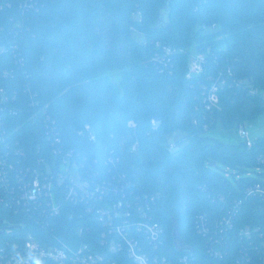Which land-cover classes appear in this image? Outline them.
Returning <instances> with one entry per match:
<instances>
[{
	"label": "trees",
	"instance_id": "1",
	"mask_svg": "<svg viewBox=\"0 0 264 264\" xmlns=\"http://www.w3.org/2000/svg\"><path fill=\"white\" fill-rule=\"evenodd\" d=\"M192 43L205 56L199 75H188ZM0 89L9 150L21 139L24 164L58 144L90 176L159 193L149 208L163 228L158 254L264 264V135L248 146L208 134L264 115V0H0ZM85 204L66 201L54 216L0 204V220L23 223L0 233V264L30 232L42 243L98 236L105 226Z\"/></svg>",
	"mask_w": 264,
	"mask_h": 264
},
{
	"label": "built area",
	"instance_id": "2",
	"mask_svg": "<svg viewBox=\"0 0 264 264\" xmlns=\"http://www.w3.org/2000/svg\"><path fill=\"white\" fill-rule=\"evenodd\" d=\"M188 62V75H199L204 71L203 54H192ZM216 89L217 82H214L209 95L204 98L208 108L216 104ZM0 91L4 93L3 89ZM3 127L0 116V204L10 206L15 213L36 208L42 216L46 210L48 215L54 216L60 214L66 201L75 205L88 203L84 205L85 211L94 212L105 226L98 236L91 233L89 242L76 241V235H70L68 242L56 239L42 243L30 232L23 236L22 244H13L12 257L6 264H32L36 257L55 264H120V255H125L134 264H195L188 250L181 249L175 260L155 251L162 243L163 228L151 218L149 208L158 198V192L141 194L128 189L122 175L115 174L111 181L101 178L97 172L90 176L91 171L82 170L84 164L75 151L58 144L48 151V157H37V164H24L21 158L28 154L22 140L16 141L10 151ZM239 133L246 136L245 143L250 146L254 138H247V130L242 124ZM93 135L89 133L91 139ZM49 138L60 140L55 133ZM174 147L175 142H170L169 148ZM107 160L112 165L118 161L113 156ZM72 167L79 172L77 179L70 173ZM260 193L264 198V190ZM77 231L79 234L82 229Z\"/></svg>",
	"mask_w": 264,
	"mask_h": 264
},
{
	"label": "rangeland",
	"instance_id": "3",
	"mask_svg": "<svg viewBox=\"0 0 264 264\" xmlns=\"http://www.w3.org/2000/svg\"><path fill=\"white\" fill-rule=\"evenodd\" d=\"M134 36L137 37L138 39H143L142 35L138 31H134ZM187 48L191 50V55L199 53L198 51H196V46L194 43L188 45ZM119 74H120V71L118 69L109 71L110 77L116 83L119 82ZM242 125L247 130L248 139H253L257 136L264 135V115L262 114H259L253 120L245 121ZM239 128H240V124H236L231 127H225L222 125L221 122H218L215 127L211 128L208 131V134L211 136L217 137L223 142H229V144L239 143L241 141H243L244 143L246 141V136L244 135L242 136L239 133ZM184 134H185L184 131L178 129L169 135V140L175 142V140L180 139ZM70 173L75 179H77L79 176L78 175L79 172L76 167H72Z\"/></svg>",
	"mask_w": 264,
	"mask_h": 264
},
{
	"label": "water",
	"instance_id": "4",
	"mask_svg": "<svg viewBox=\"0 0 264 264\" xmlns=\"http://www.w3.org/2000/svg\"><path fill=\"white\" fill-rule=\"evenodd\" d=\"M166 27L171 29V23L167 22ZM0 224H1L0 233H3L6 230V228H8V227L11 228V229H13V228L18 229V228H22V226H23V223L22 224H20V223H7L4 220H0ZM178 230H179L178 229V225L175 223V226H174V229H173V236L177 240H178V235H179V231Z\"/></svg>",
	"mask_w": 264,
	"mask_h": 264
},
{
	"label": "flooded vegetation",
	"instance_id": "5",
	"mask_svg": "<svg viewBox=\"0 0 264 264\" xmlns=\"http://www.w3.org/2000/svg\"><path fill=\"white\" fill-rule=\"evenodd\" d=\"M1 226V225H0Z\"/></svg>",
	"mask_w": 264,
	"mask_h": 264
}]
</instances>
